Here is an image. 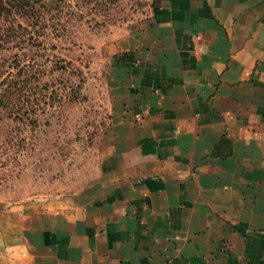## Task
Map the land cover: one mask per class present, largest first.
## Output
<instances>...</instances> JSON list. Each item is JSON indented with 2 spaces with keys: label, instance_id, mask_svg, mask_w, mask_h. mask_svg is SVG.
<instances>
[{
  "label": "crops",
  "instance_id": "1",
  "mask_svg": "<svg viewBox=\"0 0 264 264\" xmlns=\"http://www.w3.org/2000/svg\"><path fill=\"white\" fill-rule=\"evenodd\" d=\"M149 5L96 179L1 213L0 264H264V0Z\"/></svg>",
  "mask_w": 264,
  "mask_h": 264
},
{
  "label": "rangeland",
  "instance_id": "2",
  "mask_svg": "<svg viewBox=\"0 0 264 264\" xmlns=\"http://www.w3.org/2000/svg\"><path fill=\"white\" fill-rule=\"evenodd\" d=\"M149 1L36 2L39 27L25 33L29 43L26 39L23 46L5 52L17 51L22 60L32 57L45 65L33 78L37 90H69L79 78L75 68L84 80L76 99L58 96L35 104V123L0 114V214L39 208L94 182L100 148L111 127L110 72L118 44L149 17ZM3 56L0 52V62ZM57 58L72 65L63 72L54 69ZM4 73L0 67V78Z\"/></svg>",
  "mask_w": 264,
  "mask_h": 264
},
{
  "label": "trees",
  "instance_id": "3",
  "mask_svg": "<svg viewBox=\"0 0 264 264\" xmlns=\"http://www.w3.org/2000/svg\"><path fill=\"white\" fill-rule=\"evenodd\" d=\"M36 2L39 0H0V52L4 55L0 67L5 71L0 78V114L34 123L37 121L33 108L35 104L40 105V101L48 103L47 98L53 101L59 99L56 98L58 96L60 99L63 96L69 100L76 99L84 80L81 70L75 68L79 78L77 82L68 85L69 90L59 93L55 87L48 90L47 86L37 90L33 78L37 79L38 72L45 65L32 57L30 61H24L17 51L5 52L23 46L26 39L29 43L31 37L24 38L25 33L31 35L39 27L41 13L37 10ZM71 65V61L64 62L62 58H57L53 67L63 72Z\"/></svg>",
  "mask_w": 264,
  "mask_h": 264
}]
</instances>
